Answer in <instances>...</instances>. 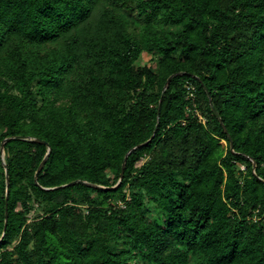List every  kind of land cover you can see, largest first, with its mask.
Wrapping results in <instances>:
<instances>
[{
  "label": "trees",
  "instance_id": "1",
  "mask_svg": "<svg viewBox=\"0 0 264 264\" xmlns=\"http://www.w3.org/2000/svg\"><path fill=\"white\" fill-rule=\"evenodd\" d=\"M133 3L0 0V264H264V0Z\"/></svg>",
  "mask_w": 264,
  "mask_h": 264
},
{
  "label": "rangeland",
  "instance_id": "2",
  "mask_svg": "<svg viewBox=\"0 0 264 264\" xmlns=\"http://www.w3.org/2000/svg\"><path fill=\"white\" fill-rule=\"evenodd\" d=\"M130 4H131V6H133V4H134L133 0H129V5ZM136 63L138 65L147 64V65L152 66L154 68V70H157L158 66H159V54H154L151 52L144 51ZM185 85L187 87V96L192 97V98H196V96H197L196 86L193 83H186ZM198 113L200 115V118H202L205 121V118L200 114L199 110H198ZM222 143L224 146H227V141L225 139L222 140ZM1 154H2V152H1ZM147 157H149V155L144 157L142 160L138 161V165L142 164V162L144 160H146ZM2 159H3V162H4V160H6L5 144H4V154L2 155ZM117 183H118V181L115 184H117ZM118 201L121 203L120 199H118ZM149 205H150V210L147 212V215L149 217L156 216L159 212L158 205L153 204V203H149ZM42 212H43V203L42 202L39 203V202L35 201L34 199H32L30 202L29 212L27 213V215L29 217L28 220L30 221V220L36 218Z\"/></svg>",
  "mask_w": 264,
  "mask_h": 264
},
{
  "label": "water",
  "instance_id": "3",
  "mask_svg": "<svg viewBox=\"0 0 264 264\" xmlns=\"http://www.w3.org/2000/svg\"><path fill=\"white\" fill-rule=\"evenodd\" d=\"M169 78H170V77H169ZM169 78L167 79V81H166V83H165L164 89H166V87H167V85H168ZM157 126H158V123H157V125H156V127H155V131H156V129H157ZM153 135H154V133H153ZM153 135H152V136H153ZM152 136L150 137V139L152 138ZM9 138H10V137L4 138L3 141H2V143H1V152H2V155L4 154V144H5L6 140H8ZM36 139L39 140V141H42V142H45V143L48 144V152H47L46 156L43 158V160L41 161L40 165L38 166V169H37L36 172H35V180H36V182L38 183V174H39L40 170L43 168V166L45 165V163H46V161H47V159H48V156H49V153H50L52 147L50 146V144H49V142H48L47 140H44V139H41V138H36ZM150 139H148V140H150ZM148 140H147V141H148ZM147 141H144V142H142V143H139L138 145H135L134 147H132V148L126 153V155H125V157H124V160H123V163H122V169H121V176H120V179L118 180V183H117V184H115V185H113V186H111V187H116V186L121 182L122 177H123V175H124L125 165H126V161H127V157H128L129 152H130L133 148H135V147H137V146H141L142 144L146 143ZM231 147H233L232 142H231ZM252 160H253V166L255 167V166H256V162H255V160H254L253 158H252ZM4 164H5V168H6V180H7V182H8V180H9V173H8V168H7V164H6V161H5V160H4ZM72 182H73V181L68 182V183H65V184H70V183H72ZM92 185H94V186H98V187H104V188L107 187V186H103V185H100V184H92ZM7 193H8V188H7ZM7 198H8V194H7ZM7 221H8V202L6 203L5 228H6V225H7Z\"/></svg>",
  "mask_w": 264,
  "mask_h": 264
},
{
  "label": "built area",
  "instance_id": "4",
  "mask_svg": "<svg viewBox=\"0 0 264 264\" xmlns=\"http://www.w3.org/2000/svg\"><path fill=\"white\" fill-rule=\"evenodd\" d=\"M240 167H241L242 169H245V168H246V165H245L244 163H242V164L240 165Z\"/></svg>",
  "mask_w": 264,
  "mask_h": 264
}]
</instances>
